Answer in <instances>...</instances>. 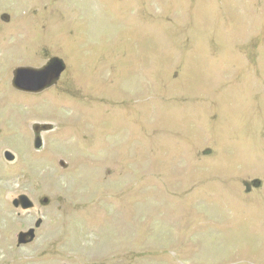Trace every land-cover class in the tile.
<instances>
[{"label":"rangeland","instance_id":"obj_1","mask_svg":"<svg viewBox=\"0 0 264 264\" xmlns=\"http://www.w3.org/2000/svg\"><path fill=\"white\" fill-rule=\"evenodd\" d=\"M0 264H264V0H0Z\"/></svg>","mask_w":264,"mask_h":264},{"label":"water","instance_id":"obj_2","mask_svg":"<svg viewBox=\"0 0 264 264\" xmlns=\"http://www.w3.org/2000/svg\"><path fill=\"white\" fill-rule=\"evenodd\" d=\"M4 20H8L7 17ZM66 70L65 63L54 58L49 61L44 67L36 68H17L14 73L13 86L21 92L39 94L45 90L56 85L62 74ZM52 126L49 124H36L33 127V132L35 134L34 147L37 150L42 148V138L41 133L46 131H51ZM5 157L8 161L13 160V156L9 153H5ZM62 167H66L64 162H61ZM43 204H47L48 200L44 199ZM14 208H21L23 211H29L34 208L33 202L25 195H21L14 199L12 202ZM42 225V220H38L34 228H31L28 232H21L18 235V244L27 245L34 241L35 231L39 229Z\"/></svg>","mask_w":264,"mask_h":264},{"label":"bare ground","instance_id":"obj_3","mask_svg":"<svg viewBox=\"0 0 264 264\" xmlns=\"http://www.w3.org/2000/svg\"><path fill=\"white\" fill-rule=\"evenodd\" d=\"M91 164V163H90Z\"/></svg>","mask_w":264,"mask_h":264}]
</instances>
